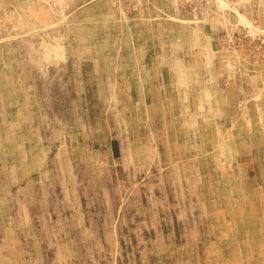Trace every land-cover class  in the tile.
I'll return each instance as SVG.
<instances>
[{
    "label": "rangeland",
    "instance_id": "rangeland-1",
    "mask_svg": "<svg viewBox=\"0 0 264 264\" xmlns=\"http://www.w3.org/2000/svg\"><path fill=\"white\" fill-rule=\"evenodd\" d=\"M0 83V264H264V0H0Z\"/></svg>",
    "mask_w": 264,
    "mask_h": 264
},
{
    "label": "bare ground",
    "instance_id": "bare-ground-1",
    "mask_svg": "<svg viewBox=\"0 0 264 264\" xmlns=\"http://www.w3.org/2000/svg\"><path fill=\"white\" fill-rule=\"evenodd\" d=\"M93 11V10H92ZM88 15L90 16V14L88 13ZM82 16V15H81ZM84 16H86V15H84ZM92 16H90V18H91ZM81 18V17H80ZM79 20V19H78ZM81 20V19H80ZM146 20V19H145ZM104 21V20H103ZM77 22V21H76ZM142 22V21H141ZM148 22V21H147ZM159 22V21H158ZM143 23V22H142ZM145 23V22H144ZM78 25H80L79 23H77ZM122 25V24H121ZM86 26H88V25H86ZM89 27V26H88ZM121 27V26H120ZM139 27V26H138ZM169 27V26H168ZM115 28V27H114ZM157 29V28H156ZM148 30V29H147ZM162 30V29H161ZM67 31V30H66ZM74 31V30H73ZM59 32V31H58ZM68 32V31H67ZM95 32H96V30H95ZM157 33V32H156ZM90 34V36H91V33H89ZM147 34H148V32H147ZM44 35V34H43ZM42 35V36H43ZM48 35V34H47ZM62 35V34H61ZM69 35V34H68ZM140 35V34H139ZM138 35V36H139ZM143 35V34H142ZM150 35V33L148 34V36ZM151 35H153V34H151ZM161 36V35H160ZM49 37H50V35H49ZM63 37V36H62ZM70 37V36H69ZM75 37V36H74ZM73 37V38H74ZM89 37V36H88ZM45 38H47V36L45 37ZM86 38V37H85ZM94 38V37H93ZM146 38V37H145ZM57 39V38H56ZM75 39V38H74ZM77 39V38H76ZM81 39V38H80ZM92 39V38H91ZM150 39H153L152 37L150 38V36H149V39L148 40H150ZM163 39V38H162ZM58 40V39H57ZM56 40V41H57ZM73 40V39H72ZM83 40V39H82ZM81 40V41H82ZM62 41V40H61ZM74 41V40H73ZM79 41V40H78ZM170 41V40H169ZM43 42V41H42ZM41 42V43H42ZM55 42V41H54ZM65 42V41H64ZM63 42V43H64ZM75 42V41H74ZM73 42V43H74ZM89 42V41H88ZM41 43H40V45H41ZM58 42H55V44H57ZM93 43V42H92ZM95 43H97V42H95L94 41V44ZM98 43H100V42H98ZM71 44V43H70ZM91 44V43H90ZM43 45H44V43H43ZM46 45V44H45ZM60 45V44H59ZM62 45V44H61ZM65 45V44H64ZM73 45H75V44H73ZM72 45V46H73ZM129 45V44H128ZM178 45V44H177ZM42 46V45H41ZM47 46L49 47L50 45H48V43H47V45H46V49H47ZM57 47H58V45H56ZM71 46V45H70ZM93 46V45H92ZM91 46V47H92ZM94 46H96V45H94ZM130 46V45H129ZM36 47V46H35ZM34 47V48H35ZM52 48H53V46H51ZM60 47V46H59ZM58 47V48H59ZM63 47H65V46H63ZM97 47V46H96ZM99 47H101V46H99ZM121 47V46H120ZM126 47V46H125ZM177 47V46H176ZM33 48V47H32ZM52 48H51V50H52ZM67 48V47H66ZM70 48V47H69ZM79 48V47H78ZM93 48V47H92ZM178 48V47H177ZM30 49V48H29ZM50 49V48H49ZM54 49V48H53ZM61 49V48H60ZM83 50V49H82ZM81 50V51H82ZM101 50V49H100ZM126 50V49H125ZM42 51H43V49H42ZM45 51V50H44ZM50 51V50H49ZM62 51V50H61ZM75 51V50H74ZM108 51V50H107ZM46 52V51H45ZM55 52V51H54ZM66 52V51H65ZM91 52V51H90ZM102 52V51H101ZM30 53V52H29ZM40 53H41V51H40ZM44 53V52H43ZM48 52H46V54H47ZM58 54H59V52H57ZM57 53H55L56 54V56L55 57H57ZM66 53H68V52H66ZM70 53H71V51H70ZM75 53V52H74ZM42 54V53H41ZM50 54V56H51V52L49 53ZM62 54V53H61ZM126 54V53H125ZM48 55V54H47ZM60 55V54H59ZM66 55V54H65ZM75 55V54H74ZM124 55V54H123ZM44 56V55H43ZM36 57H37V54H36ZM41 57V56H40ZM66 57V56H65ZM68 57V56H67ZM70 57V56H69ZM116 57V56H115ZM130 57V56H129ZM64 58V57H63ZM102 58V57H101ZM40 59V58H39ZM54 59V58H53ZM162 59V58H161ZM32 60V59H31ZM36 60V59H35ZM51 60H52V58H51ZM14 61V60H13ZM45 60H43V62H44ZM54 61V60H53ZM56 61H58V60H56ZM33 62V61H32ZM47 62V61H46ZM38 63V62H37ZM103 63V62H102ZM109 63V62H108ZM114 64V63H113ZM140 65V64H139ZM15 66V65H14ZM108 67V66H107ZM3 68V67H2ZM99 68H100V66H99ZM109 68V67H108ZM111 68V67H110ZM114 68V67H113ZM103 69H104V67H103ZM139 69V68H138ZM137 69V70H138ZM109 72V71H108ZM130 73V72H129ZM6 74H8V73H6ZM127 74V73H126ZM132 74V73H131ZM176 74V73H175ZM14 75V74H13ZM103 75H105V74H103ZM142 75V74H141ZM110 76V75H109ZM108 76V77H109ZM11 77V76H10ZM145 77V76H144ZM6 78V77H5ZM102 78V77H101ZM136 78H137V76H136ZM146 78V77H145ZM176 78H178V77H176ZM7 79H9V78H7ZM7 79H6V82H8L7 81ZM62 79V78H61ZM115 79V78H114ZM140 79V78H139ZM143 79V78H142ZM141 79V80H142ZM98 80H99V77H98ZM171 80V79H170ZM179 80V79H178ZM177 80V81H178ZM3 81V80H2ZM5 81V80H4ZM115 81V80H114ZM136 81H138V79L136 80ZM145 81V80H144ZM174 81V80H173ZM176 81V82H177ZM65 82V81H64ZM143 82V81H142ZM141 82V83H142ZM79 83V82H78ZM140 83V82H139ZM1 84V83H0ZM14 84V83H13ZM106 84V83H105ZM133 84V83H132ZM170 84H172V83H170ZM178 84V83H177ZM100 85V84H99ZM142 85V84H141ZM11 86V85H10ZM10 86H8V87H10ZM77 86V85H76ZM107 86V85H106ZM122 86V85H121ZM133 86V85H132ZM138 86V85H137ZM171 86V85H170ZM5 87H7V86H5ZM59 87H60V85H59ZM64 87V86H63ZM99 87V86H98ZM108 87V86H107ZM115 87V86H114ZM113 87V88H114ZM134 87V86H133ZM141 87V86H140ZM13 88H14V86H13ZM77 88H78V86H77ZM117 88H118V86H117ZM4 89H6V88H4ZM98 89V88H97ZM134 89H135V87H134ZM137 89H140V88H137ZM141 89H142V87H141ZM113 90V89H112ZM11 92H12V90H10ZM10 91H9V93H10ZM61 91H62V89H61ZM99 91H100V89H99ZM107 91V90H106ZM1 92H3V91H1ZM64 92V91H63ZM71 92V91H70ZM125 92V91H124ZM136 92V91H135ZM167 93V92H166ZM7 94V93H6ZM11 94V93H10ZM9 94V95H10ZM71 94V93H70ZM69 94V95H70ZM75 94V92L73 93V95ZM79 94V93H78ZM120 94V93H119ZM2 95V97H3V94H1ZM116 95V94H115ZM132 95V94H131ZM14 96V95H13ZM68 96V95H67ZM77 96V95H76ZM81 96V95H80ZM109 96V95H108ZM110 96H112V94L110 95ZM109 96V97H110ZM121 96V95H120ZM138 96V95H137ZM72 97V96H71ZM109 97H107V99L109 98ZM133 97V96H132ZM135 97V96H134ZM10 98V97H9ZM12 98V97H11ZM67 98V97H66ZM136 98V97H135ZM134 98V99H135ZM122 99H124V98H122ZM137 99V98H136ZM139 99H140V97H139ZM6 100V98H4V101ZM9 100H11V99H9ZM120 100H121V98H120ZM119 100V101H120ZM115 101V100H114ZM122 101V100H121ZM3 102V101H2ZM10 102V101H9ZM111 101L109 100V103H110ZM11 103V102H10ZM71 103H73V102H71ZM76 103V102H75ZM20 104V103H19ZM69 104V103H68ZM10 105V104H9ZM31 105V104H30ZM108 105V104H107ZM142 105V104H141ZM109 106H111V105H109ZM127 106V105H126ZM132 106V105H131ZM75 107V106H74ZM4 108V107H3ZM17 108V107H16ZM127 108V107H126ZM132 108V107H131ZM137 108V107H136ZM8 109V108H7ZM73 109H75V108H73ZM142 109V108H141ZM77 110H78V108H77ZM118 110V109H117ZM130 110V109H129ZM122 111V110H121ZM23 112V111H22ZM79 112V111H78ZM113 112H115V110L113 111ZM133 112H135V111H133ZM140 112V111H139ZM75 113H76V111H75ZM137 113H138V110H137ZM120 114V113H119ZM126 114V113H125ZM128 114V113H127ZM135 115H133V117H134ZM126 117V116H125ZM139 117H141V116H139ZM235 117V116H234ZM251 117V116H250ZM139 119V118H138ZM126 120V119H125ZM145 120V119H144ZM188 120V119H187ZM186 120V121H187ZM226 120V119H225ZM129 121H130V119H129ZM147 121V120H146ZM118 122V121H117ZM207 123V122H206ZM247 124H248V122H246ZM145 124H146V122H145ZM232 124V123H231ZM210 125V124H209ZM20 126V125H19ZM80 126V125H79ZM119 126V125H118ZM133 126V125H132ZM190 126H191V124H190ZM208 126V125H207ZM249 126V125H248ZM6 127V126H5ZM24 127V126H23ZM131 127V126H130ZM138 127V126H137ZM204 127V126H203ZM216 127V126H215ZM228 127V126H227ZM22 128V127H21ZM80 128H81V126H80ZM119 128V127H118ZM146 128H147V125H146ZM191 128V127H190ZM196 128V127H195ZM128 129V128H127ZM132 129V128H131ZM148 129V128H147ZM216 129V128H215ZM4 130V129H3ZM136 130V129H135ZM217 130V129H216ZM120 131V130H119ZM123 131H126V130H123ZM140 131V130H139ZM142 131V130H141ZM185 131V130H184ZM197 131V130H196ZM250 131V130H249ZM121 133V132H120ZM195 133V132H194ZM216 133H217V131H216ZM225 133V132H224ZM9 134V133H8ZM137 134H139V133H137ZM23 135V134H22ZM122 135V134H121ZM131 135V134H130ZM195 135V134H194ZM199 135V134H198ZM208 135V134H207ZM27 136V135H26ZM139 136V135H138ZM196 136V135H195ZM201 136V135H200ZM212 136V135H211ZM125 137V136H124ZM141 137H143V136H141ZM197 137V136H196ZM206 137V136H205ZM208 137H209V135H208ZM220 137V136H219ZM218 137V138H219ZM223 137H225V136H223ZM223 137H221V138H223ZM130 138V137H129ZM135 138H136V136H135ZM192 138V137H191ZM212 138V137H211ZM214 138H216V137H214ZM24 139V138H23ZM127 139H128V137H127ZM142 139V138H141ZM199 139H200V137H199ZM225 139V138H224ZM25 140V139H24ZM123 140V139H122ZM134 140V139H133ZM132 140V141H133ZM143 140H144V138H143ZM196 140H197V138H196ZM16 141V140H15ZM27 141V140H26ZM149 141V140H148ZM198 141V140H197ZM196 141V142H197ZM211 141V140H210ZM214 141V140H213ZM212 141V142H213ZM215 141H216V139H215ZM131 142V141H130ZM135 142V141H134ZM140 142V141H139ZM147 142V141H146ZM191 142V141H190ZM206 142V141H205ZM209 142V141H208ZM9 143V142H8ZM126 143V142H125ZM132 143V142H131ZM130 143V144H131ZM25 144V143H24ZM141 144H142V142H141ZM143 144H145L144 142H143ZM212 144V143H211ZM217 145V144H216ZM219 145V144H218ZM16 146V145H15ZM132 147H133V145H131ZM147 146H148V144H147ZM197 146H198V143H197ZM214 146V145H213ZM61 147V146H60ZM194 147H196V146H194ZM222 147H223V145H222ZM81 148V147H80ZM127 148V147H126ZM200 148V147H199ZM67 149V148H66ZM124 149V148H123ZM132 149V148H131ZM138 149H140L139 147H138ZM206 149V148H205ZM216 148H214V150H215ZM68 150V149H67ZM81 150V149H80ZM134 150V149H133ZM132 150V151H133ZM201 150H203V149H201ZM213 150V149H212ZM218 150V149H217ZM59 151H60V149H59ZM69 151V150H68ZM132 151H130V152H132ZM216 151V150H215ZM61 152V151H60ZM127 152V151H126ZM198 152V151H197ZM201 152V151H200ZM199 152V153H200ZM214 152V151H213ZM69 153V152H68ZM124 153V152H123ZM128 153V152H127ZM80 154V153H79ZM79 154H78V156H79ZM82 154V153H81ZM80 154V155H81ZM133 155L135 154V152L134 153H132ZM145 154V153H144ZM206 154V153H205ZM69 155V154H68ZM70 155H72V154H70ZM69 155V156H70ZM215 155V154H214ZM219 155V154H218ZM223 155V154H222ZM72 156H74V153H73V155ZM196 156V155H195ZM217 156V154L215 155V157ZM221 156V155H220ZM219 156V157H220ZM132 157V156H131ZM135 157V156H134ZM143 157H144V155H143ZM72 158V157H71ZM74 158H75V156H74ZM70 159V158H69ZM127 159V158H126ZM133 159V158H132ZM144 159V158H143ZM192 159V158H191ZM215 159V158H214ZM15 160V159H14ZM13 160V161H14ZM68 160V159H67ZM74 160V159H73ZM76 160V159H75ZM196 160V159H195ZM209 160V159H208ZM218 160V159H217ZM72 161V160H71ZM219 161V160H218ZM222 161V160H221ZM134 162V161H133ZM136 162H137V159H136ZM19 163H21V162H19ZM62 163V162H61ZM71 163V162H70ZM153 163V162H152ZM194 163V162H193ZM72 164V163H71ZM137 164V163H136ZM139 164V163H138ZM15 165V164H14ZM27 165V164H26ZM26 165H24V166H26ZM63 165V164H62ZM178 165V164H177ZM196 165V164H195ZM210 165V164H209ZM217 165V164H216ZM140 166V165H139ZM175 166V165H174ZM190 166H192V165H190ZM221 166V165H220ZM21 167V166H20ZM68 167V166H67ZM177 167V166H176ZM176 167H174V169L176 168ZM195 167V166H194ZM221 167H223V166H221ZM132 168V167H131ZM193 168V167H192ZM192 168H190V169H192ZM210 168V167H209ZM218 168H220V167H218ZM67 169V168H66ZM128 169V168H127ZM135 169V168H134ZM141 169V168H140ZM148 169V168H147ZM146 169V170H147ZM223 169V168H222ZM14 170V169H13ZM69 170V169H68ZM72 170V172H73V169H71ZM142 170V169H141ZM182 170V169H181ZM198 170V169H197ZM153 170H151V172H152ZM135 172V171H134ZM148 172H149V170H148ZM178 172V171H177ZM215 172V171H214ZM137 173V172H136ZM181 173H182V171H181ZM191 173V172H190ZM221 173V172H220ZM176 174V173H175ZM183 174V173H182ZM154 175V174H153ZM197 175V174H196ZM212 175V174H211ZM132 176V175H131ZM150 176V175H149ZM182 176V175H181ZM215 176H216V174H215ZM229 177V176H228ZM187 178V177H186ZM192 178V177H191ZM136 179V178H135ZM135 179L133 178V180L135 181ZM230 179V178H229ZM179 180V179H178ZM190 180V179H189ZM197 180V179H196ZM201 181H202V179H200ZM216 180V179H215ZM223 181V180H222ZM144 182V181H143ZM228 182V181H227ZM146 183V182H145ZM186 183H187V181H186ZM194 183V182H193ZM215 183V182H214ZM75 184H76V182H75ZM228 184V183H227ZM233 184V183H232ZM225 185V184H224ZM68 186V185H67ZM156 186V185H155ZM193 186V185H192ZM197 186V185H196ZM229 186V185H228ZM69 187V186H68ZM217 187V186H216ZM135 188H136V185H135ZM182 188V187H181ZM229 188V187H228ZM77 189V188H76ZM146 189V188H145ZM198 189V188H197ZM202 189V188H201ZM219 189V188H218ZM226 190H227V187H226ZM225 190V192H227ZM176 191V190H175ZM221 192V191H220ZM139 193V192H138ZM138 193H137V195H138ZM214 193H216V192H214ZM222 193V192H221ZM179 195H181V194H179ZM133 196V195H132ZM136 196V195H135ZM150 196V195H149ZM213 196H214V194H213ZM71 197V196H70ZM179 197H181V196H179ZM215 197V196H214ZM217 197H219L218 195H217ZM69 198V197H68ZM259 198V197H258ZM212 199V198H211ZM215 199H217V198H215ZM220 201V200H219ZM224 201V200H223ZM216 202H217V200H216ZM133 203V202H132ZM181 204V203H180ZM67 205V204H66ZM133 205H135V204H133ZM15 207V206H14ZM133 207V206H132ZM137 207V206H136ZM218 210V209H217ZM134 211V210H133ZM136 211V210H135ZM205 212H206V210H205ZM134 213H136V212H134ZM134 213H133V215H134ZM218 214V213H217ZM216 214V215H217ZM206 215V214H205ZM218 216V215H217ZM214 220V219H213ZM223 220V219H222ZM222 220H220V221H222ZM218 221V220H217ZM217 237V236H216Z\"/></svg>",
    "mask_w": 264,
    "mask_h": 264
}]
</instances>
